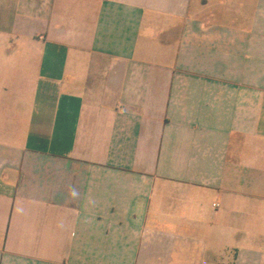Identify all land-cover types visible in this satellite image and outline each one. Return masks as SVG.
Listing matches in <instances>:
<instances>
[{"label": "crops", "instance_id": "crops-1", "mask_svg": "<svg viewBox=\"0 0 264 264\" xmlns=\"http://www.w3.org/2000/svg\"><path fill=\"white\" fill-rule=\"evenodd\" d=\"M0 264H264V0H0Z\"/></svg>", "mask_w": 264, "mask_h": 264}, {"label": "rangeland", "instance_id": "rangeland-1", "mask_svg": "<svg viewBox=\"0 0 264 264\" xmlns=\"http://www.w3.org/2000/svg\"><path fill=\"white\" fill-rule=\"evenodd\" d=\"M157 32H160V29L159 30H157L156 32H154V33H157ZM159 38H160V35H159Z\"/></svg>", "mask_w": 264, "mask_h": 264}]
</instances>
